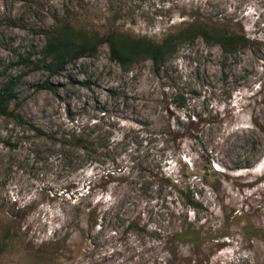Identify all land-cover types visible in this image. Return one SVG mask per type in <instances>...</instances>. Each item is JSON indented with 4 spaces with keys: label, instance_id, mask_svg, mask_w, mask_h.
I'll return each instance as SVG.
<instances>
[{
    "label": "rangeland",
    "instance_id": "obj_1",
    "mask_svg": "<svg viewBox=\"0 0 264 264\" xmlns=\"http://www.w3.org/2000/svg\"><path fill=\"white\" fill-rule=\"evenodd\" d=\"M195 16L252 43H186L159 72L124 71L104 45L55 91L21 62L65 21L160 42ZM20 75L18 112L47 136L0 119V264H264V0H0V84Z\"/></svg>",
    "mask_w": 264,
    "mask_h": 264
},
{
    "label": "trees",
    "instance_id": "obj_2",
    "mask_svg": "<svg viewBox=\"0 0 264 264\" xmlns=\"http://www.w3.org/2000/svg\"><path fill=\"white\" fill-rule=\"evenodd\" d=\"M46 36L47 42L42 51V59L33 64L28 59L21 62L28 67L48 73V80L40 88L50 91H55L57 88L50 81L53 77L61 75L71 63L84 57H95L104 45L109 47L111 58L124 71H130L135 64L141 61L151 60L156 71L159 72L168 61L177 55L181 45L186 43L192 44L203 39L208 45H219L227 55H234L252 43L245 34L232 32L219 24L206 23L196 16L192 22L183 23L160 42L147 38H134L120 33H110L103 37L90 35L75 29L66 21L60 23L52 31H47ZM22 79L23 76L20 75L0 84V119H13L19 124L28 125L38 136H47L41 129L30 125L18 112L20 104L16 103L17 88ZM176 100L180 109L186 107L187 99L184 95H178ZM192 118L195 119V117ZM189 119L190 130H198V122ZM50 138L55 137L50 136ZM71 143L84 155L99 154V145L96 141L84 135L75 136ZM186 204L194 210L203 208L195 199V195L187 196ZM198 233L181 231L176 237L180 238L181 242L189 241L199 246L202 239Z\"/></svg>",
    "mask_w": 264,
    "mask_h": 264
},
{
    "label": "bare ground",
    "instance_id": "obj_3",
    "mask_svg": "<svg viewBox=\"0 0 264 264\" xmlns=\"http://www.w3.org/2000/svg\"><path fill=\"white\" fill-rule=\"evenodd\" d=\"M232 260V259H231ZM5 264V263H4Z\"/></svg>",
    "mask_w": 264,
    "mask_h": 264
}]
</instances>
